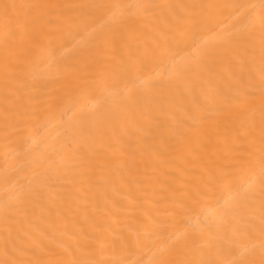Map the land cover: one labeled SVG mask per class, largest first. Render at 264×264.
Listing matches in <instances>:
<instances>
[{"label":"bare ground","instance_id":"1","mask_svg":"<svg viewBox=\"0 0 264 264\" xmlns=\"http://www.w3.org/2000/svg\"><path fill=\"white\" fill-rule=\"evenodd\" d=\"M264 0H0V264H264Z\"/></svg>","mask_w":264,"mask_h":264},{"label":"snow or ice","instance_id":"2","mask_svg":"<svg viewBox=\"0 0 264 264\" xmlns=\"http://www.w3.org/2000/svg\"><path fill=\"white\" fill-rule=\"evenodd\" d=\"M262 174H264V168L261 169Z\"/></svg>","mask_w":264,"mask_h":264}]
</instances>
